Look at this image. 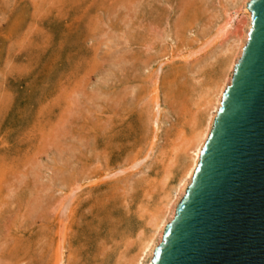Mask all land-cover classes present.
<instances>
[{
    "label": "rangeland",
    "instance_id": "374dc122",
    "mask_svg": "<svg viewBox=\"0 0 264 264\" xmlns=\"http://www.w3.org/2000/svg\"><path fill=\"white\" fill-rule=\"evenodd\" d=\"M239 1L0 0V264H51L62 223L63 264H134L228 72Z\"/></svg>",
    "mask_w": 264,
    "mask_h": 264
},
{
    "label": "water",
    "instance_id": "95a60500",
    "mask_svg": "<svg viewBox=\"0 0 264 264\" xmlns=\"http://www.w3.org/2000/svg\"><path fill=\"white\" fill-rule=\"evenodd\" d=\"M151 264H264V0Z\"/></svg>",
    "mask_w": 264,
    "mask_h": 264
},
{
    "label": "bare ground",
    "instance_id": "6f19581e",
    "mask_svg": "<svg viewBox=\"0 0 264 264\" xmlns=\"http://www.w3.org/2000/svg\"><path fill=\"white\" fill-rule=\"evenodd\" d=\"M239 2H240V5H241V6L239 5L240 6V9L239 10H241V14H242V17H243L244 22H242V23L239 22L238 23V25L241 24V25H239V27H240L239 30L241 31V33L238 32V35L233 40V43L231 42L232 45H230V47L228 46L229 49L228 48L226 49V51L228 53H230L229 54L230 55V62H229V65H228V70H227L228 72H226L227 74L225 73V76L223 78V81H222L221 85L217 88L216 92L214 93V91H213L214 94L213 95L211 94L212 99L207 102V105H204V108H206L208 106V111L205 114L206 115L205 116L206 118L204 119L205 120V123H204V126H203L202 130H200V132H198L197 130L194 131L193 133L191 132L192 133L191 134V137L189 138V140H186L188 142H187V146L185 145L186 148L184 147L185 148L184 152H185V155H186L185 158L187 157V159L190 160L189 161V164L186 166L185 170H183V173H182L181 177L179 178L177 184L175 185V187L173 189L172 195L170 194L169 197H166L167 201L165 199L166 203L163 204L164 206H162L163 207L162 210H161L162 212L160 213L159 217H156V218L154 217L155 219L152 217L154 220H153V223L152 222H150V223H151V225L153 227V234L150 237V239H148L147 241H145L142 244V247L140 249L139 255L137 256L134 264H142L144 262V260H146V262H144L145 264H151V259H152V256H153V251L156 248V246L161 242L164 228L172 220V218H173V216L175 214L176 206L179 203V201L182 199V197L184 196L185 191H186L187 187L189 186V184L191 182L193 173H194L195 168H196V166L198 164V161H199L200 151H201V149H202L205 141L207 140V137H208V135H209V133L211 131V128H212V124H213L214 118H215L216 113H217V111H218V109L220 107L221 96H222V94H223L226 86L230 84V80H231V76H232V72H233L234 65L236 64L237 60L239 59V57L241 55L242 48L245 45L246 40H247L248 31L250 30V20H251V16H250V13L248 12V10L246 9V4L249 2V0H240ZM231 20H232V18L230 17L225 22L224 26L221 29L222 32L226 31L225 29H229L231 27ZM154 102H156V101L154 100ZM155 104H156V107H157V103H155ZM183 142H184V140H183ZM135 163H136V161H135ZM62 224L60 225L59 232L57 233L58 236H57L56 245H55V252H54V255H53L52 263L51 264H63L64 263V258H65L64 257V252L66 251V249L67 250L68 249H71V248H66V245L68 243V241H67V232L70 230V228L68 230L67 227H65ZM1 239H2V237H1ZM3 246H5V245L3 244ZM16 255H17V253H16ZM51 256H52V254H51ZM47 257L49 258L48 255H47Z\"/></svg>",
    "mask_w": 264,
    "mask_h": 264
}]
</instances>
